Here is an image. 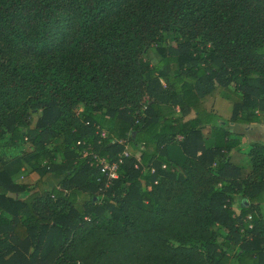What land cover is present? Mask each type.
Instances as JSON below:
<instances>
[{
	"label": "trees",
	"instance_id": "1",
	"mask_svg": "<svg viewBox=\"0 0 264 264\" xmlns=\"http://www.w3.org/2000/svg\"><path fill=\"white\" fill-rule=\"evenodd\" d=\"M153 46L161 61L150 65ZM163 64L181 90L163 87ZM215 87L231 90L230 121L264 123V0H0V264H264V143L239 154V137L216 123L207 147L197 114L163 125L182 137L178 169L138 146L159 102L181 107ZM25 137L34 153L13 156ZM111 139L134 147L101 198L81 142L115 158ZM43 161L70 191L22 199L6 165L43 175ZM78 192L91 197L82 208Z\"/></svg>",
	"mask_w": 264,
	"mask_h": 264
},
{
	"label": "crops",
	"instance_id": "2",
	"mask_svg": "<svg viewBox=\"0 0 264 264\" xmlns=\"http://www.w3.org/2000/svg\"><path fill=\"white\" fill-rule=\"evenodd\" d=\"M161 71L168 75L167 83L162 77L159 78L163 87L167 88L169 91L174 90V88L178 90L182 89V84L179 83L177 79L173 78L175 72L171 71L168 65L163 64L161 66ZM182 75L184 76L183 78L185 80H192L184 74ZM173 82L175 83L176 87L172 86ZM220 95H223L224 97L221 98L223 100L222 102L219 100ZM181 107L178 104H173L167 101L159 102L152 110L153 119L160 117L158 122L149 124L135 133L137 138L140 140L138 146H140V148L143 149L149 157H158L162 159V161L166 160L170 163L172 168L176 169H178V165H180L185 159V155L179 145L182 137L180 135L172 136L164 134L163 125H165V123L167 124L171 119H174L178 122H184L188 119L194 118L197 114L202 115L204 121H206V124L202 126L201 132L207 147H213L214 136L212 126L216 123H222V125H224L229 132L233 133L232 121L229 120L232 111V93L230 88L219 89L215 87L211 93L208 92L204 96H201L197 102L193 101L190 104H187L183 101ZM225 107L230 109L228 114L225 113ZM221 113H224V115ZM230 125L232 127H230ZM129 147L133 148L134 145ZM165 163L166 162H163L162 167L166 165ZM24 165H22L19 169L14 168V166L10 165V163L6 165L11 172L13 182L18 184H26L27 192H22L19 195L22 199H29L27 197V193L33 194L40 191L41 188H60L57 183L60 182L61 175L52 172L44 175L38 174L39 182L36 185L37 187H34L30 181H28L26 174H24L25 176L21 179L20 171L24 170ZM76 198H78V196H76Z\"/></svg>",
	"mask_w": 264,
	"mask_h": 264
},
{
	"label": "rangeland",
	"instance_id": "3",
	"mask_svg": "<svg viewBox=\"0 0 264 264\" xmlns=\"http://www.w3.org/2000/svg\"><path fill=\"white\" fill-rule=\"evenodd\" d=\"M177 36L178 35H177V33L175 31L168 32L167 38L165 39V43L167 45H176V37ZM159 61H161V56L157 53L156 49L153 46L151 48V50H150L149 64L150 65H155V64L159 63ZM221 98H224L223 95H220V97H219V100H221V102H222L223 100ZM229 111H230V109H228V107H225V113L228 114ZM221 114L224 115V113H221ZM232 126H233V134L238 136L239 140H240V147H239L240 148V152L239 153L246 152L250 148L251 144H253V143H256V142L263 143L262 141H260V139L263 140V138H264V123L235 124L234 122H232ZM232 126L230 125V127H232ZM99 136H100V134H99ZM99 147H100V144H98V141H96V147L95 148L99 150ZM32 152L34 153V148H33V145H32V143L30 141V138H29L28 140H25L24 143L22 144V149L13 150L11 152V154L13 156H15L16 154L17 155H19V154L22 155L23 153L24 154L25 153L29 154V153H32ZM42 156L43 155H40L39 158L37 159V161H39V160L41 161ZM137 158H139V157H136V159ZM14 160H16V159H14ZM241 160L242 161L245 160V157L243 155H239L237 153L233 154V157H232V161L233 162H236V161L238 162V161H241ZM44 161L42 162V164L41 163L39 164V166H41V168H42L41 170L43 171L44 174L51 173L48 170L47 167L45 168L43 166V164H45ZM25 164L26 165H24V170L20 171V178L22 179L25 176L24 174H26L28 181H30V183L34 187H37L36 185L39 182V180H38V178H39L38 174L39 173L37 171L33 170V168L30 167V165L28 163H25ZM10 165L17 167L18 169L21 168L20 166H18L19 164H17L16 162H11ZM17 177H18V174H17ZM57 185H60V184L57 183ZM217 185H221V183H218ZM143 187H146V185L143 184ZM59 189L62 190L63 192H69L70 191L69 189L64 188V187H61ZM77 194H78L77 195L78 198H77V201H76V205L79 206V208H82L85 204L89 203V200H90L91 197L87 196L88 194H84V193H81V192H78ZM97 195H99V192H97ZM240 200H241V194L238 193V192H234L233 195H232V200L230 201L229 206H230L231 211L235 215L238 214V212H239ZM260 211L263 212L261 206H260ZM210 230H212L213 233H214V237H215L216 243H220L222 241L223 236L226 233L224 228L222 226H220L219 224H213L210 227ZM195 236L199 237V234L196 233ZM197 243H200L202 245V241L201 240H199ZM231 249L234 251L235 250V246H232Z\"/></svg>",
	"mask_w": 264,
	"mask_h": 264
},
{
	"label": "built area",
	"instance_id": "4",
	"mask_svg": "<svg viewBox=\"0 0 264 264\" xmlns=\"http://www.w3.org/2000/svg\"><path fill=\"white\" fill-rule=\"evenodd\" d=\"M143 109V108H142ZM96 127V133L100 134V137H105L106 132L103 129H100L98 125ZM27 140V138H24ZM111 143H116L122 145V150L115 156V158H110L109 155H101L94 146L86 145L84 142V148L82 150L81 156L86 159L89 166L96 168L97 174L95 176L96 182L99 184L98 192L101 198L104 197L106 189L110 188L113 185V182L119 177V170L125 158L131 156L129 150V143L125 139H111ZM80 143V142H78ZM100 144V141H98ZM140 165V158L136 159L135 168H138ZM165 167V166H163ZM154 169L151 168V172ZM251 217L248 215L246 220H249ZM248 228H251V224L248 225Z\"/></svg>",
	"mask_w": 264,
	"mask_h": 264
},
{
	"label": "water",
	"instance_id": "5",
	"mask_svg": "<svg viewBox=\"0 0 264 264\" xmlns=\"http://www.w3.org/2000/svg\"><path fill=\"white\" fill-rule=\"evenodd\" d=\"M260 141H262V142L264 143V138H263V140L260 139ZM7 195H8L9 197H12V198H16V197H17V193H15V192H8Z\"/></svg>",
	"mask_w": 264,
	"mask_h": 264
}]
</instances>
